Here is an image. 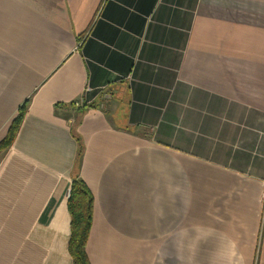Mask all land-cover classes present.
<instances>
[{
	"label": "crops",
	"instance_id": "1",
	"mask_svg": "<svg viewBox=\"0 0 264 264\" xmlns=\"http://www.w3.org/2000/svg\"><path fill=\"white\" fill-rule=\"evenodd\" d=\"M26 99L0 264H72L75 177L90 264H264V0H0V140Z\"/></svg>",
	"mask_w": 264,
	"mask_h": 264
},
{
	"label": "trees",
	"instance_id": "2",
	"mask_svg": "<svg viewBox=\"0 0 264 264\" xmlns=\"http://www.w3.org/2000/svg\"><path fill=\"white\" fill-rule=\"evenodd\" d=\"M30 99L23 101L17 108V113L11 120L7 132L0 140V153L8 149L18 132L26 113ZM77 142L75 167L78 166L83 146L79 137H74ZM93 197L84 182L75 177L72 180L69 196L67 199V210L70 217V236L68 240V253L72 264H90L85 246L89 235L92 221Z\"/></svg>",
	"mask_w": 264,
	"mask_h": 264
},
{
	"label": "built area",
	"instance_id": "3",
	"mask_svg": "<svg viewBox=\"0 0 264 264\" xmlns=\"http://www.w3.org/2000/svg\"><path fill=\"white\" fill-rule=\"evenodd\" d=\"M86 90L89 91L90 90L89 87H87ZM75 105L77 106V105H79V103L76 102ZM263 187H264V182H263ZM260 200H261L262 208H263V212L262 213L264 214V188H263V191L261 193V199Z\"/></svg>",
	"mask_w": 264,
	"mask_h": 264
}]
</instances>
